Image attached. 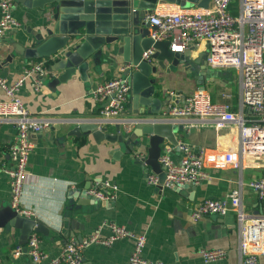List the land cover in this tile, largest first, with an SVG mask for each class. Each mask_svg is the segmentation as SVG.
Listing matches in <instances>:
<instances>
[{"label":"crops","instance_id":"0c3cea01","mask_svg":"<svg viewBox=\"0 0 264 264\" xmlns=\"http://www.w3.org/2000/svg\"><path fill=\"white\" fill-rule=\"evenodd\" d=\"M12 1V14L19 26L7 31L0 39V77L8 84L21 77L31 61L39 60L25 59L14 53L11 47L12 43H22L23 46L33 43V36L28 30L34 31L37 27L38 9L24 5L23 0ZM179 6L198 5L182 2ZM183 52L188 54L189 68L181 71L177 67L161 72L160 83L156 86L157 95L169 99L168 91L187 95L198 87H204L214 102L224 101L222 93L229 94L226 101L232 110H237L240 93L236 71L208 65L204 40L188 45ZM119 66L104 63L94 72L89 60L88 77L85 79H81L76 72L66 81L51 86L47 73L48 78L41 79V87L36 90L32 86L33 75L27 77L18 89L17 95L28 111L55 119L50 128L29 134L33 148L27 159V178L20 197V205L31 210L30 217L39 219L50 228L47 236L38 233L41 249L48 257H53L66 241L76 240V233L84 238L100 229L101 234L106 236L110 232L106 224L116 223L145 236L142 255L148 260L163 264H240L236 214L232 211L225 215L209 214L194 221L190 212L204 198L223 197L230 189L240 186L244 212L252 216L264 214V200H260L248 186L249 180L261 175V169L206 167L208 177L198 184L159 188L147 181V175L155 173L152 168L135 162L133 156L123 154L113 157L112 145L103 141L98 143L89 135L62 137L70 128L62 124L68 117L76 115L93 119L98 115L100 105L94 101L91 91L96 84L122 74L123 66ZM61 72L55 71V76ZM2 99H5V94L0 87ZM167 101L161 110L166 109ZM130 109L128 97L123 114ZM174 121L176 139L212 148L210 133L197 127H189L187 131L183 126L185 120ZM59 124L60 130L55 127ZM14 133L15 126L11 121L0 120V204L3 205L9 204L12 196L11 179L2 169L12 165L7 145ZM166 143L164 141L162 147ZM172 157L178 158L177 150ZM98 181L116 185L112 199H108L112 203L76 204L75 200L80 196L89 199V202L93 200L87 190ZM107 190L110 189H104ZM70 192H75L73 199ZM18 239L19 230L0 226L2 264H34L25 255H13L14 248L23 245ZM133 245L134 240L130 237L117 239L110 245L90 244L82 250V264H127ZM201 248H223L226 255L221 259L204 261L198 253ZM258 262L264 264V256H259Z\"/></svg>","mask_w":264,"mask_h":264},{"label":"built area","instance_id":"2783aa9c","mask_svg":"<svg viewBox=\"0 0 264 264\" xmlns=\"http://www.w3.org/2000/svg\"><path fill=\"white\" fill-rule=\"evenodd\" d=\"M165 3H156L145 16V20L155 26L150 31L151 37L167 40L168 48L174 52H183L188 45L204 40L206 62L212 68L236 71L240 94L238 109L232 110L226 101L230 97L227 93L221 94L224 101L214 102L204 87L187 95L168 91L169 99L160 119L185 120L183 126L187 131L189 127H197L210 133L213 145L208 148L185 139H176L175 144L166 143L158 158L163 181L160 184L158 175L152 173L147 175L148 183L161 188L198 184L208 177L206 167L261 169V175L249 180L248 186L264 200V0H238L235 10H232L233 0H210L207 7ZM12 7V0H0V39L19 26ZM151 51L152 48L145 50L142 56L147 58ZM47 73L46 60L42 59L31 61L23 75L11 84L0 77V87L5 94V99L0 100V120L11 121L15 126L14 136L7 145L12 165L2 171L11 179V207L26 217L32 212L20 205V197L27 178V159L33 148L29 134L50 128L55 119L32 114L17 92L24 80L33 75L32 86L39 89L41 77ZM91 93L100 105L95 120L120 121L130 94L129 76L119 74L104 80L96 84ZM176 150L178 158L174 159L172 155ZM107 188L110 190L104 191ZM116 188L108 181H98L87 193L108 200L112 199ZM231 211L237 218L240 264H259L258 257L264 256V214L252 216L244 212L240 186L230 189L223 197L204 198L193 206L190 218L196 221L209 214L225 215ZM106 226L110 230L108 235L103 236L100 229H96L80 241L68 240L53 257H48L41 249L38 234L31 233L25 244L14 248L13 255H25L34 264H82V250L90 244L110 245L117 239L130 237L134 245L127 264H163L142 255L143 234H135L116 223ZM198 253L204 261H213L223 258L226 250L201 248Z\"/></svg>","mask_w":264,"mask_h":264},{"label":"water","instance_id":"95a60500","mask_svg":"<svg viewBox=\"0 0 264 264\" xmlns=\"http://www.w3.org/2000/svg\"><path fill=\"white\" fill-rule=\"evenodd\" d=\"M209 1L23 0L24 5L38 9L37 27L34 31L28 30L34 41L29 46L12 43L11 47L14 53L25 59H45L51 86L66 81L76 72L81 79L87 78L89 60L94 72L104 63L123 66L122 74L129 76L130 82V111L122 114V119L116 122L72 115L62 122L70 126L62 137L89 135L98 143L103 141L112 145L113 157L133 156L135 162L151 167L161 184L163 172L158 158L164 141L176 143V121L160 119L161 107L168 99L157 95L156 86L160 83L161 72L177 67L181 71L188 69L189 57L187 52L171 51L167 40H154L150 31L155 26L145 20V16L158 2L177 5L189 2L207 7ZM149 48L152 51L144 58L142 53ZM55 71L62 72L55 76ZM48 77L45 75L41 79ZM55 127L61 129L60 124ZM157 187L161 188L160 185ZM74 197L75 192H70V198ZM88 200L80 196L75 203H112L96 197L91 202ZM0 226L19 230V244H25L31 233L47 236L50 232V228L39 219L18 214L10 203L0 204ZM76 234V241H80L81 235Z\"/></svg>","mask_w":264,"mask_h":264},{"label":"rangeland","instance_id":"374dc122","mask_svg":"<svg viewBox=\"0 0 264 264\" xmlns=\"http://www.w3.org/2000/svg\"><path fill=\"white\" fill-rule=\"evenodd\" d=\"M234 4L236 5L238 3V0H233ZM221 79V77H219ZM220 85V82H219Z\"/></svg>","mask_w":264,"mask_h":264},{"label":"trees","instance_id":"16d2710c","mask_svg":"<svg viewBox=\"0 0 264 264\" xmlns=\"http://www.w3.org/2000/svg\"><path fill=\"white\" fill-rule=\"evenodd\" d=\"M233 5H234V8H236V5L234 4V2L232 3V10H233ZM39 60H42V59H39Z\"/></svg>","mask_w":264,"mask_h":264}]
</instances>
